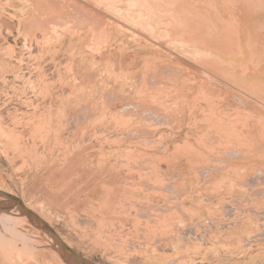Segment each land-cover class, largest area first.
<instances>
[{"label": "rangeland", "instance_id": "1", "mask_svg": "<svg viewBox=\"0 0 264 264\" xmlns=\"http://www.w3.org/2000/svg\"><path fill=\"white\" fill-rule=\"evenodd\" d=\"M0 188L94 264H264V0H0ZM22 216L0 264H69Z\"/></svg>", "mask_w": 264, "mask_h": 264}, {"label": "water", "instance_id": "2", "mask_svg": "<svg viewBox=\"0 0 264 264\" xmlns=\"http://www.w3.org/2000/svg\"><path fill=\"white\" fill-rule=\"evenodd\" d=\"M0 208L8 211H19L27 216L29 221L37 228L47 231L54 240L53 246L59 251L62 258L69 264L76 260L78 264H94L89 261L84 255L70 246L60 233L38 213L32 210L24 201V199L8 190L0 188Z\"/></svg>", "mask_w": 264, "mask_h": 264}, {"label": "bare ground", "instance_id": "3", "mask_svg": "<svg viewBox=\"0 0 264 264\" xmlns=\"http://www.w3.org/2000/svg\"><path fill=\"white\" fill-rule=\"evenodd\" d=\"M1 198V197H0ZM14 213H15V211H13ZM37 213V212H36ZM17 214V213H16ZM40 215V214H39ZM19 216V215H18ZM41 216V215H40ZM4 217L5 218H7L8 220H12V219H14L15 217H16V215L15 216H13V215H11V214H5L4 215ZM13 217V218H12ZM20 217H21V215H20ZM22 217H24L28 222H29V219L27 218V216H22ZM6 221V220H5ZM15 220H13V222H14ZM16 221H17V219H16ZM10 222V221H9ZM12 222V221H11ZM12 222V223H13ZM29 223H31V222H29ZM10 225V224H9ZM27 227H30V226H27ZM31 227H33V228H35V229H37L38 231H40V229L39 228H37V227H35L34 225H32ZM25 228V227H24ZM42 231H44L45 232V230H42ZM46 233V232H45ZM45 233H43V235L45 234ZM45 237L47 236V235H44ZM49 237H50V234L48 235ZM54 239H52V241H53ZM55 242L54 243H56V240H54ZM56 253H57V255H58V257H60V259L62 258L61 256H60V253H59V251L58 250H56ZM64 261V260H63ZM71 264H78V262L76 261V260H73L72 262H71Z\"/></svg>", "mask_w": 264, "mask_h": 264}]
</instances>
